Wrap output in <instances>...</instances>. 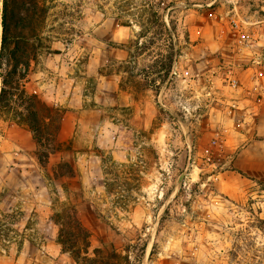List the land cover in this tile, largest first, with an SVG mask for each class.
<instances>
[{
  "label": "rangeland",
  "instance_id": "374dc122",
  "mask_svg": "<svg viewBox=\"0 0 264 264\" xmlns=\"http://www.w3.org/2000/svg\"><path fill=\"white\" fill-rule=\"evenodd\" d=\"M50 5L25 84L64 110L62 148L42 167L0 109V264H75L57 241L68 207L89 254L264 264V0Z\"/></svg>",
  "mask_w": 264,
  "mask_h": 264
},
{
  "label": "trees",
  "instance_id": "16d2710c",
  "mask_svg": "<svg viewBox=\"0 0 264 264\" xmlns=\"http://www.w3.org/2000/svg\"><path fill=\"white\" fill-rule=\"evenodd\" d=\"M51 0H0V109H14L19 122L26 124L36 141L35 155L44 168L51 155L62 148L59 134L64 110L37 95L29 94L25 80L41 50L47 47L42 27L51 8ZM174 62V51L161 62L167 72ZM156 82V79L152 80ZM63 163L56 169L61 176L68 175ZM59 227L57 241L71 253L75 264H133L128 254L96 247L89 254L91 232L75 207L57 213Z\"/></svg>",
  "mask_w": 264,
  "mask_h": 264
},
{
  "label": "built area",
  "instance_id": "2783aa9c",
  "mask_svg": "<svg viewBox=\"0 0 264 264\" xmlns=\"http://www.w3.org/2000/svg\"><path fill=\"white\" fill-rule=\"evenodd\" d=\"M238 82H239L238 79H236V78L232 79V85L233 86H237Z\"/></svg>",
  "mask_w": 264,
  "mask_h": 264
}]
</instances>
